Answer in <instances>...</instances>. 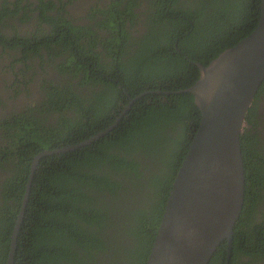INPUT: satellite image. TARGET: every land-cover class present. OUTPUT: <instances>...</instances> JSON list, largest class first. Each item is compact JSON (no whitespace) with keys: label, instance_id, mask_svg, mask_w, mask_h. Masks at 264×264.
I'll use <instances>...</instances> for the list:
<instances>
[{"label":"trees","instance_id":"obj_1","mask_svg":"<svg viewBox=\"0 0 264 264\" xmlns=\"http://www.w3.org/2000/svg\"><path fill=\"white\" fill-rule=\"evenodd\" d=\"M143 1L151 11H140ZM53 3L41 0L37 9L43 21L51 18L58 27L31 39L16 35L9 40L11 50L21 48L27 57L42 61L48 55V62L55 56L59 61L49 68L69 75L70 81L81 76L83 86L97 88L91 96H81L73 85L61 98L50 92L48 113L63 116L45 128L40 120L14 117L16 149L7 147L11 156L3 152L11 174L4 185H13L17 193L0 198V264H6L34 157L75 146L110 128L127 105L125 90L141 98L112 131L90 145L41 158L15 263L146 264L201 120L194 96L184 92L199 79L194 62L207 66L250 35L260 19L261 0H127L123 11V2H114L104 13L109 16L97 21L100 30L112 31L111 37L100 38L88 29V44L87 34L69 20L48 15ZM101 40L107 55L99 49ZM159 81L167 86L161 94L154 92L161 90ZM263 94L264 81L246 116L252 127H245L241 137L245 205L230 264L264 258V212L259 210L264 201V149L255 132ZM226 255L225 241L209 264H225Z\"/></svg>","mask_w":264,"mask_h":264},{"label":"water","instance_id":"obj_2","mask_svg":"<svg viewBox=\"0 0 264 264\" xmlns=\"http://www.w3.org/2000/svg\"><path fill=\"white\" fill-rule=\"evenodd\" d=\"M197 66L200 77L184 92L194 96L200 110L199 128L174 179L146 264H209L225 241L226 264H230L235 228L245 205L241 137L248 126L249 108L264 81V0L258 25L250 35L207 66ZM119 121L85 142L35 157L8 264H15L17 236L41 158L90 145Z\"/></svg>","mask_w":264,"mask_h":264},{"label":"flooded vegetation","instance_id":"obj_3","mask_svg":"<svg viewBox=\"0 0 264 264\" xmlns=\"http://www.w3.org/2000/svg\"><path fill=\"white\" fill-rule=\"evenodd\" d=\"M44 1L54 2L53 6L55 7L53 10H51V6L49 5L50 9H48L47 11L49 16L54 17L56 20H59L60 18H65L69 20L73 24V26H75V28H78V30L82 32L83 36L87 34L84 40L86 44L90 43L91 40L88 38V34L91 33L89 30H92L94 35L101 36L100 38L106 36L111 37L112 31H109V34H106V29L100 30V28L98 27L99 22L97 21L106 18V16H109L105 15L104 13L107 12L111 7H113L114 2H123L121 4L122 7H119L121 11H123V8L125 7V5H127V0ZM182 2L184 3V1ZM40 3L41 0H0V198H2L4 193H8L9 197H12L17 193V190L14 188L13 185L11 188L5 187L4 185L5 181L9 179V177L11 178V174L9 171L10 164L4 160L6 154H3V152H6L9 154V156H11L12 153L6 150L7 147L11 146L13 148V151L16 149V145H13L12 142L14 141V139H17L16 134H18V132L15 131L13 127V124L15 122L14 117L17 116V119L19 120H23L28 117V119H26L27 122L29 120H40V125L45 128L50 124L53 125V123L56 122V119H60L61 116H63V114H61L60 112L54 111L52 113H48V109L51 106V103L49 102L48 98L50 92L52 94L56 93V95L59 94L60 97H58L61 98L64 89L68 85H73L74 90L81 96H91L93 90L97 88L93 87L89 83L83 86V80L81 76L78 78H74L72 81H70L71 77L69 75L61 74L60 72L56 71V69L52 66L49 68L51 64L54 67L57 65L59 60L57 61L55 56L52 58V61L48 62V55H45V61H42L40 57L37 56L32 55L30 57H27L23 53L21 48L11 50V43L9 42V40L13 39V37H15L16 35H26L29 39L35 38L39 37L43 33L47 34L49 32H52L58 27L57 25L60 24L51 18L45 21L42 20V16L40 15L41 12L39 9H37ZM26 6L27 8H29L28 10H25ZM149 9L151 11L150 4H148L147 1H143L140 11L142 12ZM115 15L117 17H123V14L119 15L115 13ZM23 19L25 21H23ZM141 20L143 21L144 17L141 18ZM140 27H143V25L141 24ZM140 27L139 29H141ZM62 30L63 29L61 28V31ZM105 39H107V37ZM103 40L98 42L100 43L99 49L103 51L104 54H106L107 52L103 50L102 46ZM31 44L34 45L32 42ZM34 46L30 47V49ZM43 52L46 53V51ZM197 63L201 62H194L196 66ZM159 83L161 90H155L154 92L161 94L164 92L162 88L167 86L163 85V82L159 81ZM155 87L157 88L159 86L156 85ZM55 89L58 90V92H56ZM125 92L127 95V105L125 107L123 106L124 109L122 110L121 115L117 118L118 121L120 119L122 120L127 115V113L132 110L133 104L141 98H132V96L127 92V90H125ZM161 101H163V99H161ZM140 109L141 108H138L136 111H140ZM258 118L259 121L257 123L255 132L257 133L259 147L264 149V94L260 100ZM46 119L47 125H45ZM56 125H58V122ZM251 127L252 126L248 124L247 128L251 129ZM17 128L19 129V127ZM34 160L35 157L33 159L31 170L29 172L28 183L30 181ZM36 170L34 171V176ZM28 183L25 186V193L23 194L24 196L27 191ZM24 196L10 237L9 251L7 254L6 264H8L10 259L14 228L16 226L18 216L23 205ZM29 202L30 194L26 209ZM259 210L261 212H264V201L262 205H260ZM24 219L25 215L21 222V225L24 222ZM20 230L21 226L16 241L14 262L18 248V238ZM248 261L249 259L246 258V260H243V262L241 261L240 264H244V262ZM257 261L258 262L254 264H264V258L258 259Z\"/></svg>","mask_w":264,"mask_h":264}]
</instances>
